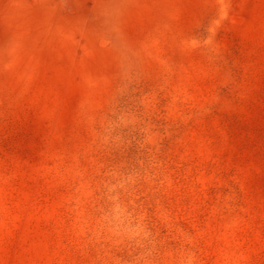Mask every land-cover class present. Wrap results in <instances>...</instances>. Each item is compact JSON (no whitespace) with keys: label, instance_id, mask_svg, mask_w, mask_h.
Listing matches in <instances>:
<instances>
[{"label":"rangeland","instance_id":"374dc122","mask_svg":"<svg viewBox=\"0 0 264 264\" xmlns=\"http://www.w3.org/2000/svg\"><path fill=\"white\" fill-rule=\"evenodd\" d=\"M0 264H264V0H0Z\"/></svg>","mask_w":264,"mask_h":264}]
</instances>
